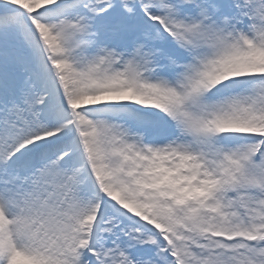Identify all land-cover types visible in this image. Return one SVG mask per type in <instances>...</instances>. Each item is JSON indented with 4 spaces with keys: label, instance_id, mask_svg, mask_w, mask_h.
<instances>
[{
    "label": "snow or ice",
    "instance_id": "6c2138e0",
    "mask_svg": "<svg viewBox=\"0 0 264 264\" xmlns=\"http://www.w3.org/2000/svg\"><path fill=\"white\" fill-rule=\"evenodd\" d=\"M0 264H264V0H0Z\"/></svg>",
    "mask_w": 264,
    "mask_h": 264
}]
</instances>
